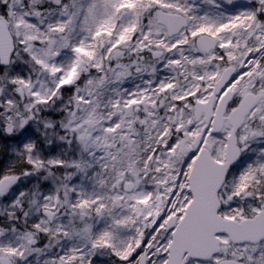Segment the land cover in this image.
Returning a JSON list of instances; mask_svg holds the SVG:
<instances>
[{
  "label": "snow or ice",
  "instance_id": "6c2138e0",
  "mask_svg": "<svg viewBox=\"0 0 264 264\" xmlns=\"http://www.w3.org/2000/svg\"><path fill=\"white\" fill-rule=\"evenodd\" d=\"M0 264H264V0H0Z\"/></svg>",
  "mask_w": 264,
  "mask_h": 264
}]
</instances>
